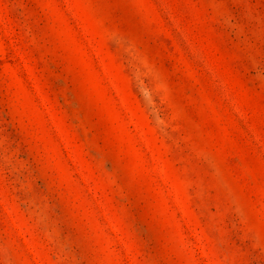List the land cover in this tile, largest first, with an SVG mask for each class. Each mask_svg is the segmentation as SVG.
<instances>
[{
	"label": "rangeland",
	"instance_id": "374dc122",
	"mask_svg": "<svg viewBox=\"0 0 264 264\" xmlns=\"http://www.w3.org/2000/svg\"><path fill=\"white\" fill-rule=\"evenodd\" d=\"M0 264H264V0H0Z\"/></svg>",
	"mask_w": 264,
	"mask_h": 264
}]
</instances>
